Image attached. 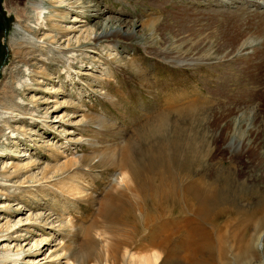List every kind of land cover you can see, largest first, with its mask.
I'll return each instance as SVG.
<instances>
[{
    "label": "rangeland",
    "instance_id": "1",
    "mask_svg": "<svg viewBox=\"0 0 264 264\" xmlns=\"http://www.w3.org/2000/svg\"><path fill=\"white\" fill-rule=\"evenodd\" d=\"M195 91L221 158L208 164L261 209L264 264V0H0V264H129L102 257L130 230L99 213L109 166L124 147L139 158L134 129L164 99ZM86 240L100 260L82 263Z\"/></svg>",
    "mask_w": 264,
    "mask_h": 264
},
{
    "label": "bare ground",
    "instance_id": "2",
    "mask_svg": "<svg viewBox=\"0 0 264 264\" xmlns=\"http://www.w3.org/2000/svg\"><path fill=\"white\" fill-rule=\"evenodd\" d=\"M41 10L33 6L37 25L44 22ZM180 25L184 28L182 21ZM95 38L109 39L107 33ZM190 94L193 97L187 98ZM190 94L183 101L164 99L161 113L134 129L137 140L144 143L138 146L137 160L132 148L124 147L110 164L109 169L118 174L100 202L99 213L103 217L117 213L112 221L128 224L130 230L106 248L103 258L133 264L132 251L138 250L143 251L139 264H156L159 259L161 264H253L255 251L262 250L261 233L257 235L262 227L263 216L257 218L261 209L255 203L254 211L242 210L241 202L248 195L245 184L236 181L230 167L220 162L208 164L216 153L209 148L206 115L202 114L206 100L196 91ZM228 128L229 124L223 130ZM212 159L221 158L214 155ZM21 224L19 220L13 227L28 225ZM249 229L254 232L244 239ZM107 232L104 228L100 234ZM96 243L86 240L82 263L100 260ZM150 249L148 256L146 250ZM22 253H5L3 257L15 264Z\"/></svg>",
    "mask_w": 264,
    "mask_h": 264
}]
</instances>
